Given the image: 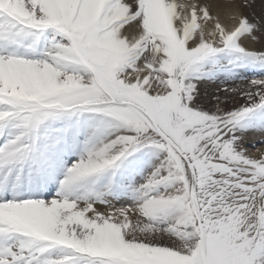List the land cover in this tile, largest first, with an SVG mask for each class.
<instances>
[{"label": "snow or ice", "instance_id": "1", "mask_svg": "<svg viewBox=\"0 0 264 264\" xmlns=\"http://www.w3.org/2000/svg\"><path fill=\"white\" fill-rule=\"evenodd\" d=\"M254 3L0 0V264H264Z\"/></svg>", "mask_w": 264, "mask_h": 264}, {"label": "bare ground", "instance_id": "2", "mask_svg": "<svg viewBox=\"0 0 264 264\" xmlns=\"http://www.w3.org/2000/svg\"><path fill=\"white\" fill-rule=\"evenodd\" d=\"M262 11H264V0H255V3L253 4L252 8L244 9V13L250 18H252L253 13L258 16L261 14ZM254 47L259 50L260 45H255ZM253 151H255V149H253Z\"/></svg>", "mask_w": 264, "mask_h": 264}]
</instances>
